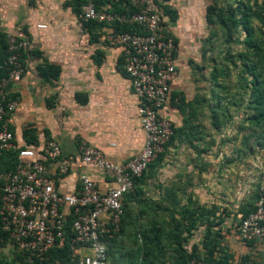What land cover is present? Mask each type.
<instances>
[{
    "label": "built area",
    "instance_id": "built-area-1",
    "mask_svg": "<svg viewBox=\"0 0 264 264\" xmlns=\"http://www.w3.org/2000/svg\"><path fill=\"white\" fill-rule=\"evenodd\" d=\"M80 1L76 22L106 28L105 42L119 50L121 70L136 101L141 148L124 163H116L87 144H81L78 156L73 157L62 156L52 137L30 145L16 142L8 118L17 107L11 89L23 74L24 42L5 34V58L0 66V232L16 251L29 258H41L48 250L67 245V264H107L105 237L119 228L124 196L131 191L133 179L163 153L172 135V123L162 112L176 74L175 44L163 22L160 0H108L120 11L101 10L96 0ZM116 25L133 27L134 31H115ZM11 153L14 161L9 160ZM6 155L8 163H4ZM74 167L100 172L112 186L100 190L94 180L80 172L76 192H59L54 175L64 176ZM236 232L243 242L264 240L263 197L238 222ZM187 264L201 262L192 257Z\"/></svg>",
    "mask_w": 264,
    "mask_h": 264
},
{
    "label": "rangeland",
    "instance_id": "rangeland-1",
    "mask_svg": "<svg viewBox=\"0 0 264 264\" xmlns=\"http://www.w3.org/2000/svg\"><path fill=\"white\" fill-rule=\"evenodd\" d=\"M201 14L195 43L202 95L199 118L173 140L197 142L199 147L189 145L187 150L170 143L165 160L162 157L146 168L136 187L140 193L125 207L119 231L106 237L107 264L137 263L143 239L135 237L136 224L146 244L160 248L156 251L160 264H171V237L184 235L181 231L188 230L191 220L201 229L198 237L190 231L195 245L200 246L208 225L216 246L229 253V264H264V240L246 244L236 232L241 208L254 206L264 193V0H203ZM244 14L249 38L242 25ZM254 83L260 107L251 95ZM259 114L263 117L253 120ZM201 173L211 190L203 201L197 192ZM137 199L143 203H136ZM201 204L207 212L214 209L212 216L200 211ZM0 264L43 263L27 259L5 242L0 244Z\"/></svg>",
    "mask_w": 264,
    "mask_h": 264
},
{
    "label": "crops",
    "instance_id": "crops-1",
    "mask_svg": "<svg viewBox=\"0 0 264 264\" xmlns=\"http://www.w3.org/2000/svg\"><path fill=\"white\" fill-rule=\"evenodd\" d=\"M74 1L0 0V66L5 58L4 35L24 42L23 74L11 89L17 107L8 118L9 127L19 144L30 145L22 135L30 131L35 142L54 138L62 156L77 157L78 147L87 144L99 149L106 159L124 163L142 145L136 101L121 70L119 50L104 40L107 29L89 30L77 23ZM95 3L101 10H120L108 0ZM202 7L203 0H161L163 22L169 27L176 58V74L162 113L181 133L196 124L200 113L195 43ZM39 24L45 29H37ZM48 65L58 68L54 79L38 74V69ZM196 143L177 140L170 147L178 144V148L185 146L188 150L189 145L199 147ZM80 172L94 180L100 190L112 186L100 172L74 167L64 176L54 175L58 191L76 192ZM205 177L201 173L202 183L197 188L202 201L211 191L205 186Z\"/></svg>",
    "mask_w": 264,
    "mask_h": 264
},
{
    "label": "trees",
    "instance_id": "trees-1",
    "mask_svg": "<svg viewBox=\"0 0 264 264\" xmlns=\"http://www.w3.org/2000/svg\"><path fill=\"white\" fill-rule=\"evenodd\" d=\"M163 1H166V0H163ZM80 2H81L80 0L74 1V5H75V7H73L74 14L77 13L78 5ZM116 11H118V10H116ZM205 11H206L205 12L206 13V19H207V21H209L212 9L209 7V8H206ZM242 19H243V21H242L243 28L245 29V33L247 35V38H249L248 36L250 35V33L248 32L246 14H244ZM236 23L237 22H235V24ZM82 26L88 28L89 30H95V28H100L99 25H97L93 22L82 23ZM114 28H115V31H129V32L134 31L133 27L116 25ZM57 73H58V68L55 66H51V65L44 66V67L38 69V74L42 78L54 79L57 76ZM2 75H3V70L0 69V77ZM251 95L253 96L254 103L257 105V107H260L261 98H260L259 93H258V85L256 86L255 83L253 84ZM262 117H263V115L259 114L257 117L255 116L253 118V120L258 121V119H260ZM177 132H178V130H176L174 127H172V135L170 136L168 142L165 144L163 153L159 154L154 159V161H152L150 164H152L153 162H158L164 156V153L166 152L167 146L174 140L175 134ZM22 135H23L25 144H33L35 142V140L30 135V131H23ZM10 155H11V157H9V160L14 161V155L12 153ZM4 163H8L7 155H6V157H4ZM144 171L142 172V174L138 178L133 179V187H132L131 191H129L123 198V201H122V203H123V215H122L121 219L124 216L125 207L127 205L129 207V204L131 205L140 193V190L136 187L138 186V183L140 182V178L143 175ZM260 196L263 197V199H264V193H261ZM260 196H258L256 198V202ZM141 201L142 200L137 199L136 203H138V204L143 203ZM254 209H255V204H254V206H251V207L247 206L244 209L241 208V210H240L241 216H240L238 222L242 218L246 217L249 213H251ZM200 211H202V213H205L207 217L212 216V214L214 213V209L207 212L204 209V207L201 208ZM183 213H188V212L186 211ZM138 217H139L138 214L135 213V218L137 219ZM121 222H122V220H120V224H121ZM238 222H237V224H238ZM120 224H119V228H118L117 232L120 229ZM136 225H137V228L135 229V233H136L135 237L137 239H140V237L143 239V242H141V245H140V251L138 253L136 264H160L159 259L156 256L157 255L156 251L160 250V248L159 247L155 248L154 244L153 245L146 244L145 236L143 235L142 232H140V230L138 228V224H136ZM204 227H205V229L203 231V237L200 241V246L197 244L195 245L191 239L192 233L190 231H194L195 236H197V237L200 236V232H201V229L196 228L195 222L193 220H191V222L188 223V226H187L188 230H182L181 231V233L184 235H181L180 237L172 235V237H171V239H172V246H171L172 256L170 259L171 264H187L188 261L192 257L199 260L201 262V264H229V261H230L229 260V258H230L229 253L224 252L223 247L216 246L217 240L215 237L214 238L210 237L208 225L204 226ZM117 232L113 233L112 235L116 234ZM156 232H157V230L154 228V232H153L152 237L155 239V242L159 241L158 240L159 238L156 235ZM106 239L107 238L105 237V241H106ZM140 241L141 240H139L138 242H140ZM5 242H7L6 235L4 233L0 232V244H3ZM250 242L251 241L246 242V244H250ZM184 243H185V245H183ZM155 245H157V244H155ZM20 253H22L27 259L32 260L34 262H37V260H41L43 264H67L70 261V251H69L67 245H63L61 248L50 249L41 258H29V257H27L26 253H23V252H20ZM198 253H201V257H200V255H198ZM107 255H108V249H107ZM108 261H109V255H108Z\"/></svg>",
    "mask_w": 264,
    "mask_h": 264
}]
</instances>
